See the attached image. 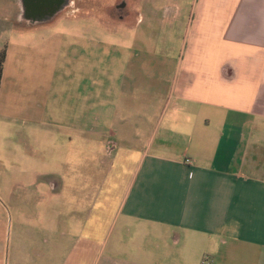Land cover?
Instances as JSON below:
<instances>
[{
  "label": "crops",
  "instance_id": "0c3cea01",
  "mask_svg": "<svg viewBox=\"0 0 264 264\" xmlns=\"http://www.w3.org/2000/svg\"><path fill=\"white\" fill-rule=\"evenodd\" d=\"M72 8L25 24L51 28ZM189 8V48L173 55L135 47L158 14L125 4L114 29L127 35L100 72L87 60L74 125L93 161L84 168L102 153L107 170L96 182L86 171L84 208L58 212L37 245L14 242L12 264H264V0ZM5 48L0 100L16 84ZM47 176L52 192L68 184Z\"/></svg>",
  "mask_w": 264,
  "mask_h": 264
},
{
  "label": "rangeland",
  "instance_id": "374dc122",
  "mask_svg": "<svg viewBox=\"0 0 264 264\" xmlns=\"http://www.w3.org/2000/svg\"><path fill=\"white\" fill-rule=\"evenodd\" d=\"M119 1L76 0L74 8L59 15V24L41 29L26 26L34 16L24 15L20 0H0V48L9 45L6 79L16 81L0 100V264H12L14 242L37 245L38 228H54L58 212L84 208L86 171L96 182L107 170L99 161L102 153L94 168H84L92 158L74 125L85 114L87 60L94 55L93 66L100 72L105 53L120 49L118 38L127 35L114 29ZM125 1L136 12L142 3H152L158 14L140 24L143 34L136 48L173 55L189 48V7L203 0ZM65 161L67 169L61 167ZM48 174H64L68 184L52 192L56 180Z\"/></svg>",
  "mask_w": 264,
  "mask_h": 264
},
{
  "label": "flooded vegetation",
  "instance_id": "af4514ba",
  "mask_svg": "<svg viewBox=\"0 0 264 264\" xmlns=\"http://www.w3.org/2000/svg\"><path fill=\"white\" fill-rule=\"evenodd\" d=\"M76 0H20V5L24 15L29 14L34 16L32 21L44 20L52 17L57 10L66 7L74 6ZM123 6H120L121 4ZM125 0L116 2L115 8L118 9V17L125 13Z\"/></svg>",
  "mask_w": 264,
  "mask_h": 264
},
{
  "label": "trees",
  "instance_id": "16d2710c",
  "mask_svg": "<svg viewBox=\"0 0 264 264\" xmlns=\"http://www.w3.org/2000/svg\"><path fill=\"white\" fill-rule=\"evenodd\" d=\"M5 53H6V48L5 46H3L2 48H0V78H1V73L3 69V63L5 60Z\"/></svg>",
  "mask_w": 264,
  "mask_h": 264
},
{
  "label": "built area",
  "instance_id": "2783aa9c",
  "mask_svg": "<svg viewBox=\"0 0 264 264\" xmlns=\"http://www.w3.org/2000/svg\"><path fill=\"white\" fill-rule=\"evenodd\" d=\"M208 260H207V258L205 257V259L203 260V263H206Z\"/></svg>",
  "mask_w": 264,
  "mask_h": 264
},
{
  "label": "water",
  "instance_id": "95a60500",
  "mask_svg": "<svg viewBox=\"0 0 264 264\" xmlns=\"http://www.w3.org/2000/svg\"><path fill=\"white\" fill-rule=\"evenodd\" d=\"M124 4L122 3L120 6H123Z\"/></svg>",
  "mask_w": 264,
  "mask_h": 264
}]
</instances>
